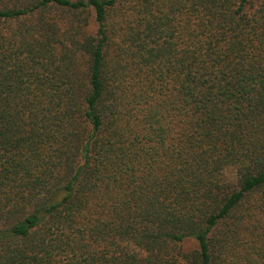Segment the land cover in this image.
<instances>
[{
	"label": "trees",
	"instance_id": "obj_1",
	"mask_svg": "<svg viewBox=\"0 0 264 264\" xmlns=\"http://www.w3.org/2000/svg\"><path fill=\"white\" fill-rule=\"evenodd\" d=\"M0 264H264V0H0Z\"/></svg>",
	"mask_w": 264,
	"mask_h": 264
},
{
	"label": "rangeland",
	"instance_id": "obj_2",
	"mask_svg": "<svg viewBox=\"0 0 264 264\" xmlns=\"http://www.w3.org/2000/svg\"><path fill=\"white\" fill-rule=\"evenodd\" d=\"M193 247H195L196 245L195 244H192Z\"/></svg>",
	"mask_w": 264,
	"mask_h": 264
}]
</instances>
